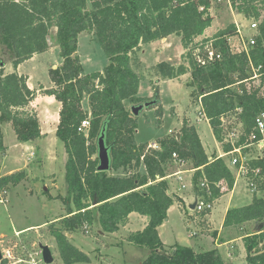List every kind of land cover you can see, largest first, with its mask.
<instances>
[{"label":"trees","instance_id":"obj_1","mask_svg":"<svg viewBox=\"0 0 264 264\" xmlns=\"http://www.w3.org/2000/svg\"><path fill=\"white\" fill-rule=\"evenodd\" d=\"M228 2L245 19L257 21L255 43L248 53L231 51L228 39L237 34L233 23L211 37L197 40L213 21L209 12L213 0H0V155L6 149L2 123L11 125L19 142L41 136L36 113L25 109L36 97V90L27 86L26 75L5 73L4 63L10 62L16 69L33 55L47 51L48 36L55 28L61 63L47 71L52 87L40 86L39 92L53 95L60 103L55 135L67 155L65 181L70 201L65 203L72 208L61 217L60 226L51 224L49 233L64 264L89 261L83 251L69 242L67 233L92 225L96 214L102 231L115 232L127 223L132 212L148 217L146 226L129 236L134 245L149 250L140 264H231L221 259L216 248L195 251L175 244L166 250L157 232L173 202L184 205L173 192L167 194L168 171L176 161L173 153L195 169L192 191L195 197L206 201L233 188L234 174L225 158L216 153L208 155L195 126L185 119L179 137L176 132L161 136L156 148L136 143L137 116L124 105L125 100L131 106L154 99L157 120L161 122L158 88L154 86L150 98L137 95L140 75L132 68L133 55L141 45L176 35L185 50L182 62L174 65L160 61L153 72L163 80L189 73L191 95L200 100L216 141L222 143L225 152L233 149L223 142L221 118L235 113L244 129L236 145L242 143L253 130L256 116L264 113V92L260 89L264 83V0ZM82 33L92 34L100 44L107 58L101 71L84 73L77 54ZM210 43L221 53V59H206ZM258 67L254 77L253 69ZM258 77V86L247 87V82ZM84 96L88 98L89 112L81 105ZM85 119L89 128L79 130ZM101 131L110 145V171H121L122 175L96 170V138ZM246 165L248 176L252 169H259L253 197L248 204L228 209L222 226L235 229V237L242 238L246 264H264V157L250 158ZM27 176L25 169L0 176V199ZM202 180L208 189L200 186ZM258 190L261 196L255 194ZM208 212L198 213L203 216ZM248 223H256L259 230L246 232ZM0 264H8L7 259L2 258Z\"/></svg>","mask_w":264,"mask_h":264},{"label":"rangeland","instance_id":"obj_2","mask_svg":"<svg viewBox=\"0 0 264 264\" xmlns=\"http://www.w3.org/2000/svg\"><path fill=\"white\" fill-rule=\"evenodd\" d=\"M209 12L213 16V21L210 27L206 29L205 37H211L216 31L231 23L236 28H240L244 40L253 35V32L248 28L250 19H245L241 13L232 8L228 0H213ZM261 15H264V10L261 11ZM198 38L197 40H199ZM238 40L239 34L232 36L229 40L230 48L233 51H239ZM48 43L50 47L47 53L34 57L32 61L24 63L22 66V70L31 73L36 80L43 82L49 81L48 69L61 63L54 28L50 31ZM181 49L179 37L171 35L165 45L159 40L153 41L142 45L134 53L133 65L140 75L138 96L145 98L152 96V87L155 86V80L151 78L152 66L162 60L169 61L171 64H179L182 62L181 55L185 51L180 55ZM77 54L84 73L101 71L107 63V58L100 44L88 33H82L78 37ZM4 55L7 60L6 52ZM47 67L49 68L47 69ZM176 79L177 81L168 80L158 84V98L162 109L160 123H158L155 111L156 103L152 105V108L144 109L136 117L134 136L136 143H147V147H149L151 143L148 142L153 144L158 137L171 132H179L185 119L197 129L204 147L207 149V154L216 153L217 142L213 139L209 125L205 121H200L203 120V117H200L198 113L197 98L191 95L193 87L188 85L191 80L190 74H184ZM260 81L258 77L246 84L247 87L258 86ZM260 89L264 92V83ZM82 103L87 106V98ZM124 105L129 109L127 100L124 101ZM222 124L224 134L230 133L234 129L239 133L244 130L235 113L223 116ZM5 133L7 140L8 138L10 140L8 128L5 129ZM93 141L95 142V138ZM62 148L64 150V147ZM50 149L53 153L57 148L51 146ZM52 153L51 155H53ZM63 154L65 156V152ZM243 154L247 160L257 156L264 157V149L261 150L255 145H250L244 149ZM234 155L238 160L241 159L239 154L234 153ZM28 157L29 154L20 155L17 148L8 151L5 156L0 155V175L9 173L7 172L9 169H25L28 172L27 179L11 187L0 199V250L3 258L7 252L10 253L11 257L6 258L8 264H46L42 260L39 248V244H43L50 248L53 256V261L49 264H64L59 256L56 241L49 233L51 224L60 226L61 217L66 216L68 209L72 208L65 203L67 200L70 201V197L64 180V166L55 163V166L48 167L47 165L44 166L40 157L37 158L34 155L30 160ZM225 162L235 174L236 169L227 158H225ZM190 168V162L183 161L180 164L175 162L168 171L167 182L170 190L175 187L173 185L175 176L172 174L182 171L181 175L184 176V181L186 180L188 183L193 176ZM138 170L140 171L142 168L140 167ZM108 172L113 175H122L121 171ZM242 177V180L238 181L230 192L219 197L214 203L212 212L216 214L215 219L221 218L226 206L232 208L251 202L253 193L250 189V183L246 176ZM187 191H189L188 193L193 192L191 188ZM178 193L184 194L175 189L173 195L178 196ZM255 194L261 196L262 192L258 190ZM199 214L196 210H190L188 205L180 206L177 201L173 202L167 211L166 221L157 227L158 235L166 250H170L175 244L192 247L195 251L216 247L213 242L214 238L209 234L202 233L199 226L192 222V220L197 222L204 217V215L200 216ZM147 222V216L132 212L129 221L124 226L121 225L115 232H104L100 228L96 214L92 225H83L77 231L67 233L69 234V242L83 251L89 258L87 262L72 264H140L148 255L149 250L134 245L129 241V236L136 231H141ZM250 229V226L245 227L246 232H249ZM233 230L231 228L224 233L229 232L231 235H235L236 230ZM238 248L241 254L235 248L231 251L228 245L219 246L218 254L226 263L246 264L242 257L245 254L243 245L240 244ZM228 253L232 257L228 256Z\"/></svg>","mask_w":264,"mask_h":264},{"label":"crops","instance_id":"obj_3","mask_svg":"<svg viewBox=\"0 0 264 264\" xmlns=\"http://www.w3.org/2000/svg\"><path fill=\"white\" fill-rule=\"evenodd\" d=\"M54 30H55V28H54ZM205 33H207V30H205L203 35L199 36L198 39L200 40L201 37L202 38L205 37ZM168 37H165V38H163V39H161L159 41L163 42L164 45H165L166 42H167ZM93 39H94V37H93ZM48 50L43 52V53H47ZM183 51H184V48L182 47L180 55L183 53ZM43 53H39V54L33 55L30 59H28V60L24 61L23 63L19 64L16 69H14L12 67L11 63L8 62V61L4 63L3 70H4L5 73L16 71L18 74L26 75L27 76V81H26L27 86L30 89L36 90V97L31 102H29V104L26 106L25 109L28 110V111H33L34 113H36V115L38 117V120H39V123H40L41 136L39 138L33 140V141L19 142L16 139V136L14 134V131H13L11 125L9 123H2L1 124V129H2V132H3L4 144L6 146V149H5V151L2 154L5 156L6 153L8 151H10L11 149L17 148L19 150V154L22 155V156H23L24 153L25 154H29L31 152V153H33V157H34V155L37 156V158L40 157V159L43 162L44 166L47 165L48 167H50L51 165L55 166V163L61 164L62 166H64V180H65V164H66V160H67V155H66L65 149L63 150V148H62V147H64V146H62L63 143L55 135V131H56V128H57V125H58V121H59L60 103H58L55 100L53 95L41 94L39 92V90H40L39 87L40 86H42L43 89H48V88L52 87V83H51L50 79H49L48 82H43V81H40V80H36L35 77L31 73L22 70V66L24 65V63L32 61L34 59V57H37L38 55H42ZM158 62H160V61H158ZM58 65H60V63L56 64V66H58ZM155 65H153L152 68H151V70H152L151 71V78H153L155 80L154 81L155 86L158 88V84H161L162 82H165V81H168V80L160 79L159 76L156 75L153 72V67ZM174 65H177V64H174ZM56 66H54V67H56ZM132 66H133L132 68L138 73V71L135 69L133 64H132ZM48 68L49 67H47V69ZM170 80L177 81V79H170ZM152 90H153V93H154L153 87H152ZM153 93H152V96H153ZM152 96L150 95L147 98H150ZM86 98H87V96H84L83 99H82V102ZM87 101H88V98H87ZM82 102H81V105H82L83 109H85V110H87L89 112V110H90L89 104L86 106ZM129 107H130V105H129ZM200 121H205L209 125V128H210V130L212 132V129H211V126H210L208 120L203 119V120H200ZM6 128H8L10 130V140H9V138H8V140L6 138V133H5V129ZM196 131H197V129H196ZM197 133H198V131H197ZM212 135H213V133H212ZM198 136L200 138L199 133H198ZM213 139H214L215 142H217L218 148H216L217 149L216 155L219 156L221 153L224 152V150L222 148V143L216 141L214 135H213ZM156 140H155V142L154 141L153 142L156 143ZM200 141H201V143H202V145L204 147V143L202 142L201 138H200ZM148 143H152V142H148ZM51 146H54V147L57 148L56 151L53 152V153L51 152V149H50ZM204 149H206V147H204ZM64 152H65V156L63 154ZM51 153L53 155H51ZM206 153H207V149H206ZM224 158H227L228 161H229L228 157L224 156ZM17 170H20V169H17ZM17 170L9 169L7 172L11 173V172L17 171ZM190 170H192V172L194 173L193 168H190ZM5 174H8V173H5ZM5 174H3V175H5ZM0 176H2V175H0ZM186 177H189V176H186ZM241 178H243V177L238 178L234 182V185L238 181L242 180ZM185 184H186V188L183 189V190L180 189V183L177 182L176 179L174 178L173 185L175 187H173V189H171L170 192L174 193L175 189H177L178 191H180V193L181 192L184 193L183 195H180L179 193L177 195L182 199V203L185 206L186 205L189 206L194 201L195 195H194L193 192L192 193L191 192L188 193L189 191H187V190H190V188L192 189V185H191L190 179H189L188 183H186V180H185ZM185 192H186V194H185ZM222 195H224V194H222ZM217 199H219V197ZM217 199H215L214 202L212 201V204H213L212 207L214 206V203L217 201ZM240 206H242V205H240ZM236 207H238V206H236ZM228 209H230V207L226 206V208L224 209L223 214H222V216H221V218L219 220L215 219L216 214L214 212H212V208H211V210L208 213H206L204 215V217L199 219L197 222L195 220H192V222L196 223L199 226V228H200L202 233L209 234V235H211L214 238L213 242H214L216 247H213V248H216L218 250L219 246L228 245L229 249L231 251H232V249L235 248V249H238L239 254H241V251L238 248V246L240 244L243 245L242 238L241 237H235V235H233V234L231 235L229 232L224 233L225 231L231 229V228H224L222 226L225 213H226V211ZM187 215H189V214H187ZM130 216H131V213L128 216V221L130 219ZM246 226H250L251 227V229L249 231L250 233H253V231L257 228V224L256 223H248L247 225H245V227ZM219 241H220V243H219ZM238 243H239V245H238ZM208 249H211V248H208ZM203 250H206V249H203ZM244 252H245V250H244ZM228 256L232 257L229 253H228ZM242 257H243V260H244L245 259V254Z\"/></svg>","mask_w":264,"mask_h":264},{"label":"built area","instance_id":"obj_4","mask_svg":"<svg viewBox=\"0 0 264 264\" xmlns=\"http://www.w3.org/2000/svg\"><path fill=\"white\" fill-rule=\"evenodd\" d=\"M248 28H249V30H251L253 32V35L248 37L246 40L243 39L244 37L241 35L240 28H237V34H239V40H238V44H237V45H239V51H233L231 49L232 52L248 53L249 48L254 45V43H255L254 34L256 32V29H257V21L254 19H250ZM230 38L228 39V43H229ZM205 56H206V59L211 61V62H214L215 60L221 59V53L218 50H216L215 48H213L211 43L208 44ZM258 69H259V67L256 69H253L254 77L257 76L256 72ZM197 101H198V105H199V112L198 113H199L200 117H203V119L207 120V118L203 112L200 100L198 99ZM222 121H223V118H221V122ZM221 127L223 128V124H221ZM88 128H89V121H88V119H85L80 123V126L78 129L86 131ZM242 135H243V131L239 133L236 129H234L230 133L224 134V128H223V142L231 144L233 149L228 151V152L224 151L218 157H222V158L224 156L228 157L229 163L236 169L235 174L233 173L234 178H235L234 180L236 181L238 178H240L242 176H246V178L248 179L250 186H251L250 189L253 192L254 184H255L254 181H255L256 176H258V174H259V169L258 168L252 169L251 170L252 175L251 176L247 175V173L249 172V169L246 165L247 158H245L246 156H245V154H243V150L247 149L250 145H255L258 149H261V150L264 149V113H261V114L256 116V118L254 120L253 130L247 135L246 139L242 143H240L239 145H236V143L240 140ZM149 147L156 148L157 144L151 143V144H149ZM234 153L239 154V157L241 159L238 160V158L235 157ZM32 157H33V153L30 152L28 160H30V158H32ZM173 157L176 159L175 162L177 164H180L181 162H183V160L177 159V156L175 153H173ZM193 171H195V169H193ZM181 174H182V171H177V172H174L172 174V176H175L174 178L176 179V181L180 183V189L183 190L186 188V184H185V181H184L183 176ZM168 177H169V175H167V178ZM190 182H191V178H190ZM200 186L202 188L208 189V186H207V183L205 180L201 181ZM216 186L218 187L219 184H216ZM196 200H197V202H196V206H195L194 210H196L197 212L210 210L212 208V201H206L202 197H196ZM10 257H11V255L9 252H7L4 255V258H10Z\"/></svg>","mask_w":264,"mask_h":264},{"label":"water","instance_id":"obj_5","mask_svg":"<svg viewBox=\"0 0 264 264\" xmlns=\"http://www.w3.org/2000/svg\"><path fill=\"white\" fill-rule=\"evenodd\" d=\"M0 66L1 63H0ZM155 104V100H147L141 104L131 105L130 112L133 116H138L144 109H148L150 106ZM177 137H179V132H177ZM96 157L98 160L96 170L102 172H108L111 169V156H110V145L105 141L104 131L96 138ZM167 194H171L170 190H167ZM196 197L194 201L188 206L190 210H194L196 206ZM95 203H93V206ZM166 221V219H164ZM259 228L257 227L253 232H257ZM69 236V234H67ZM41 250V257L44 263L49 264L53 261V256L50 248L47 245L39 244ZM3 258L2 252L0 250V260Z\"/></svg>","mask_w":264,"mask_h":264}]
</instances>
